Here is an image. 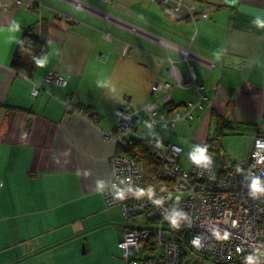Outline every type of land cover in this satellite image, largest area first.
<instances>
[{"label": "crops", "instance_id": "crops-1", "mask_svg": "<svg viewBox=\"0 0 264 264\" xmlns=\"http://www.w3.org/2000/svg\"><path fill=\"white\" fill-rule=\"evenodd\" d=\"M36 1L0 0L7 5L0 8V264H125L117 243L138 218L126 219L102 195L117 152L103 138L114 128V108L157 99L150 94L154 80L175 84L191 70L206 100L193 86H173V109L159 112L170 119L195 104L193 154L217 139L222 156L244 158L254 136L264 135V0H149L139 27L100 12L94 0ZM101 18L140 42L127 61L135 70L126 63L127 45L112 63L113 49L102 44L126 39L100 35L94 22L113 26ZM26 28L49 41L31 79L10 67ZM50 72L66 76V84L48 85ZM212 113L226 122L222 130ZM179 122L156 124L155 137L180 146L164 134ZM147 131L138 129L152 137ZM231 142L248 149L238 156Z\"/></svg>", "mask_w": 264, "mask_h": 264}, {"label": "built area", "instance_id": "built-area-1", "mask_svg": "<svg viewBox=\"0 0 264 264\" xmlns=\"http://www.w3.org/2000/svg\"><path fill=\"white\" fill-rule=\"evenodd\" d=\"M28 4L37 6L39 2L29 0ZM0 8L7 5L0 2ZM65 19L72 21L73 17L66 14ZM44 79L48 85L67 82L66 76L54 72ZM173 86H193L199 99L206 100L191 70L175 84L154 80L150 94L157 99L140 106L127 100L115 107L114 128L103 135L123 150L131 140H146L158 162V177L169 183L168 189L146 191L139 162L119 152L109 158L110 183L102 193L104 204L119 206L128 220H144L142 226L123 230L117 243L120 258L125 264H181L185 252L213 263L264 264V191L257 189V185L264 188V135L257 133L247 155L234 162L227 156L218 159L211 145H199L190 167L185 168L181 146L138 132L142 126H173L192 117V104L186 113L176 112L170 119L159 112L160 106L169 103ZM37 92L34 86L32 95Z\"/></svg>", "mask_w": 264, "mask_h": 264}, {"label": "rangeland", "instance_id": "rangeland-1", "mask_svg": "<svg viewBox=\"0 0 264 264\" xmlns=\"http://www.w3.org/2000/svg\"><path fill=\"white\" fill-rule=\"evenodd\" d=\"M148 1L149 0H94L92 2L94 4V7L99 9L100 12L106 15H109L115 18L116 20L121 21L122 23H130L132 25H136L137 27H139V22H140V19L138 18L139 15L145 12H149ZM105 20L106 19H104L103 21ZM105 22H108V21H105ZM108 23L112 24L113 26L111 25L109 26L103 22H94V25L98 27V32L100 33V35L104 36L107 33L111 41L114 39V37L118 36L119 38L126 39L127 42L125 41V43H122L121 45L120 43H118L119 41L118 42L114 41L112 45L102 44L103 48L106 50H109L110 48L109 46H111V48L113 49L112 55H115V56L111 55L110 59L112 60V63H114L115 58L119 56L122 47L126 45L128 46V48L130 47L128 53L125 55L126 63L130 66V68L135 70L136 65L134 63H129L127 61L130 57L131 51L137 48L136 45L141 46L140 42L138 43L137 41H135L132 35H129V36L121 35L120 30L124 29L125 28L124 26H120L117 23L115 24L113 22H108ZM130 33L133 34L132 32ZM115 43L117 44L115 45ZM102 54L105 55V53H102ZM193 106H195V104H193ZM196 112L197 110L193 112V117L195 116ZM198 112H202V111H198ZM210 123H211L210 129L212 132L214 122L211 120ZM197 125H198V119L195 120V117H194L193 119H189L188 122L186 123L179 122L176 124L174 128H169V129L164 130L166 131V133L164 134H168L169 136L175 137L178 140L180 146L183 149L181 161L186 167H190L189 165L191 164V159H192L191 157H193V146L189 142V135L197 127ZM146 129H148V131L144 133L152 134L153 135L152 137H155L154 133H159L158 130L160 129V127L152 126ZM156 136L159 137V135H156ZM145 138H148V137H145ZM231 143L233 145L229 144V147H233L235 154L237 153L236 155L238 156H241L243 152H245L248 149L246 148V146L248 145L246 144V142L244 144H241L240 146H237L238 144H235L234 142H231ZM227 154L230 155L229 152H227ZM231 157L233 158L234 156H231ZM231 157H228V159L234 162V160ZM142 223L144 224V220L141 218H138V222L136 223V225L137 224H139L137 226L143 225ZM183 262H184L183 264H213V262L207 259H203V258L199 259L198 257L190 253H187L185 255Z\"/></svg>", "mask_w": 264, "mask_h": 264}, {"label": "trees", "instance_id": "trees-1", "mask_svg": "<svg viewBox=\"0 0 264 264\" xmlns=\"http://www.w3.org/2000/svg\"><path fill=\"white\" fill-rule=\"evenodd\" d=\"M207 1V0H199ZM48 38L44 35L35 34L32 29L26 28L22 31L19 42L15 48L11 69L19 76L31 79L37 66L44 59L48 51ZM164 109H173L169 102ZM212 117L217 120L220 130L227 124L222 117L212 113ZM159 141H162L158 139ZM206 145L212 146V152L218 157L223 155L221 147L217 139H210ZM117 152L126 154L139 162L143 167V187L146 191H160L168 189L169 183L160 179L157 174L158 162L154 156V151L146 140H131L128 142V149L123 150L117 147ZM218 157V159H219ZM185 252L182 253L181 264H183ZM220 264V263H213ZM229 264V263H222Z\"/></svg>", "mask_w": 264, "mask_h": 264}, {"label": "clouds", "instance_id": "clouds-1", "mask_svg": "<svg viewBox=\"0 0 264 264\" xmlns=\"http://www.w3.org/2000/svg\"><path fill=\"white\" fill-rule=\"evenodd\" d=\"M197 158H200V157L198 156ZM257 189H258L259 191H264V188H260L259 185H257Z\"/></svg>", "mask_w": 264, "mask_h": 264}]
</instances>
